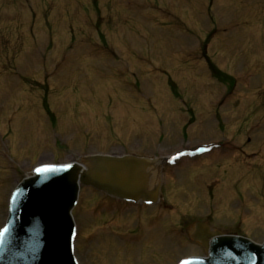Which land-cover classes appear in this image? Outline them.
<instances>
[{"label":"rangeland","instance_id":"rangeland-1","mask_svg":"<svg viewBox=\"0 0 264 264\" xmlns=\"http://www.w3.org/2000/svg\"><path fill=\"white\" fill-rule=\"evenodd\" d=\"M209 145L174 169L171 211L116 228L82 188L77 264L203 257L176 237L189 219L262 244L264 0H0V230L38 166Z\"/></svg>","mask_w":264,"mask_h":264},{"label":"water","instance_id":"water-1","mask_svg":"<svg viewBox=\"0 0 264 264\" xmlns=\"http://www.w3.org/2000/svg\"><path fill=\"white\" fill-rule=\"evenodd\" d=\"M150 167L132 157L94 156L82 159L80 165L38 168L11 197L8 219L0 232V264H77L71 211L80 186L127 202L153 204L161 198V177L158 170L157 174L148 172ZM192 238L207 257L180 264H264V242L256 245L243 238L209 233L202 224L196 225ZM188 247L204 257L197 245L188 243Z\"/></svg>","mask_w":264,"mask_h":264},{"label":"flooded vegetation","instance_id":"flooded-vegetation-1","mask_svg":"<svg viewBox=\"0 0 264 264\" xmlns=\"http://www.w3.org/2000/svg\"><path fill=\"white\" fill-rule=\"evenodd\" d=\"M123 155H126V152L123 154ZM133 156H137V157H141V158H148V159H151V160H157V159H163L162 158H158L156 156L152 157H145V156H140V155H133ZM199 158L198 157H193V158H190V160L192 162L194 161H197ZM183 162V160L181 161H177V162H174L171 163V162H162L163 165H160L161 166V173H162V177H163V183H162V187L160 188V195L162 196L161 200L153 205V206H147L145 205L144 203H138V204H131V203H127V202H124V201H121V200H118V199H113V198H107L99 193H96L97 194V198H99L100 200V203L101 201L104 202V204H100V207H104L105 205V202L107 201L108 202V212L110 213V220H111V224L113 226H115L117 228V226L120 225V217L121 215L123 214V212L126 213V211H130V209L134 208L136 209V218L137 219H140V217L143 216V211L147 210V209H158L160 208L161 210H163L164 208H166L165 210H172V209H175L177 205L175 204H172V203H169L168 201H165L167 200V192L166 190H170V188L173 186V183L174 181H172L171 183H169V181L172 178V173L174 172V169L175 168H179L181 166V163ZM202 165V162L200 163ZM158 168H160L159 165H157ZM199 166V163H194L193 166H191L192 169H197ZM200 168V167H199ZM168 202V203H166ZM164 210V211H165ZM177 210L178 212L180 211L179 207H177ZM182 212V211H181ZM172 216V214H170ZM175 216L177 217V215L175 214ZM183 216H181L182 218ZM186 217V216H184ZM187 218H190L187 217ZM190 220V221H189ZM187 223H183L181 221L180 223V226L178 228H176V232L178 233L176 235V237L181 240L182 242H185V243H193L190 238H189V234H190V231H191V228L194 226V224L197 222V221H192L191 219H189ZM185 222V220H184ZM183 224V225H181ZM142 228V224L139 223V225H137V227H135V230L134 232H138V230H140ZM221 232V231H220ZM223 235H235L234 232L232 231H228V232H221ZM135 234H138V233H135ZM139 235V234H138Z\"/></svg>","mask_w":264,"mask_h":264},{"label":"snow or ice","instance_id":"snow-or-ice-1","mask_svg":"<svg viewBox=\"0 0 264 264\" xmlns=\"http://www.w3.org/2000/svg\"><path fill=\"white\" fill-rule=\"evenodd\" d=\"M48 170H51V169H48ZM4 231L6 232L7 230L5 229ZM2 237H3V233H0V239H2ZM233 259H234V257H233ZM186 264H188V262H186Z\"/></svg>","mask_w":264,"mask_h":264},{"label":"trees","instance_id":"trees-1","mask_svg":"<svg viewBox=\"0 0 264 264\" xmlns=\"http://www.w3.org/2000/svg\"><path fill=\"white\" fill-rule=\"evenodd\" d=\"M212 68V70H214L213 69V67H211ZM215 71V70H214ZM218 78H220V79H222L223 77H222V75L221 76H219ZM223 81L225 80V79H222Z\"/></svg>","mask_w":264,"mask_h":264}]
</instances>
